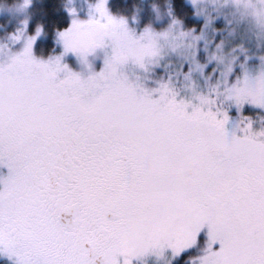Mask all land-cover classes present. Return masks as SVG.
Instances as JSON below:
<instances>
[{
  "label": "snow or ice",
  "instance_id": "snow-or-ice-1",
  "mask_svg": "<svg viewBox=\"0 0 264 264\" xmlns=\"http://www.w3.org/2000/svg\"><path fill=\"white\" fill-rule=\"evenodd\" d=\"M10 10L0 264H264V0Z\"/></svg>",
  "mask_w": 264,
  "mask_h": 264
},
{
  "label": "rangeland",
  "instance_id": "rangeland-1",
  "mask_svg": "<svg viewBox=\"0 0 264 264\" xmlns=\"http://www.w3.org/2000/svg\"><path fill=\"white\" fill-rule=\"evenodd\" d=\"M10 6L11 5H0V17L1 16H6V17L8 16V18H9L6 23L0 22V37H2L6 32L11 31L12 28L16 25L18 19L20 18L14 11L10 10ZM67 59H68V62L74 68L79 67L74 57L69 56ZM101 66H102V59H97L95 61V67L97 69H99ZM232 111H233V115H235V109H233ZM244 111L246 113L255 114L256 112H259L261 110L255 108L254 106L246 105ZM261 114L264 115V112H262ZM7 171L8 170L6 167H0V173H6Z\"/></svg>",
  "mask_w": 264,
  "mask_h": 264
},
{
  "label": "trees",
  "instance_id": "trees-1",
  "mask_svg": "<svg viewBox=\"0 0 264 264\" xmlns=\"http://www.w3.org/2000/svg\"><path fill=\"white\" fill-rule=\"evenodd\" d=\"M17 0H0V5H12L16 3ZM37 5H43L49 12L50 15H55V16H60L61 13L55 12V8L59 5L60 0H35ZM115 3H133L136 2V0H114ZM8 16H1L0 17V22L1 23H6L8 21ZM35 21H33L34 23ZM40 44H43L45 46V53L47 54V50L51 48L52 46V40L51 36L48 37L46 40H42L38 43V49ZM58 50V49H57Z\"/></svg>",
  "mask_w": 264,
  "mask_h": 264
}]
</instances>
